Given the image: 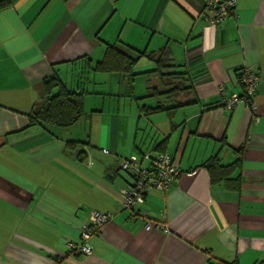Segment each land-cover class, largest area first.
I'll list each match as a JSON object with an SVG mask.
<instances>
[{"label":"crops","instance_id":"1","mask_svg":"<svg viewBox=\"0 0 264 264\" xmlns=\"http://www.w3.org/2000/svg\"><path fill=\"white\" fill-rule=\"evenodd\" d=\"M236 11L213 25L204 0H0V264H264V0ZM108 45L141 57L94 71ZM245 66L257 108H228ZM55 72L84 90V116L31 125ZM160 152L180 175L133 216L119 164ZM93 210L112 216L90 254L70 253Z\"/></svg>","mask_w":264,"mask_h":264},{"label":"built area","instance_id":"2","mask_svg":"<svg viewBox=\"0 0 264 264\" xmlns=\"http://www.w3.org/2000/svg\"><path fill=\"white\" fill-rule=\"evenodd\" d=\"M237 0H204L205 6L212 14L208 16L211 24L217 25L229 16H236ZM239 81L242 84L241 94H235L224 100V105L233 107L238 102H245L252 109L257 108L256 89L260 76L256 70L245 66L238 71ZM258 118V117H257ZM120 170L132 177V184L123 190V205L131 210L133 216H144L147 212L137 209L142 205L150 190L166 191L180 175V168L174 157L168 152H160L151 158L149 166L143 164L142 159L136 155L123 158L119 164ZM110 213L93 210L90 213L89 222L81 229L80 243L69 242V250L77 254H90L92 247L89 240L93 235L99 234L102 227L110 220ZM165 227L163 221L155 225L151 220H146L145 227Z\"/></svg>","mask_w":264,"mask_h":264},{"label":"trees","instance_id":"3","mask_svg":"<svg viewBox=\"0 0 264 264\" xmlns=\"http://www.w3.org/2000/svg\"><path fill=\"white\" fill-rule=\"evenodd\" d=\"M135 53V52H134ZM141 57L140 53L134 56L130 49H122L118 45H108L104 57L97 62L94 71H115L119 72L123 68H131ZM158 60V59H157ZM161 67L163 61L166 60L161 57L159 59ZM86 61V60H85ZM86 64V63H85ZM165 66H168L165 65ZM88 69V68H87ZM162 69L160 68V71ZM86 71V67L85 70ZM87 70L86 72H88ZM173 75H180L181 73L172 72ZM167 74H161L165 77ZM182 75V74H181ZM41 100L35 106V114L31 119V125H42L45 128H68L77 124L84 116L83 96L84 90H77L71 88L59 75L55 72L47 78L42 85ZM189 85L184 83L175 85L174 91L181 92L183 89H189ZM185 96L179 99L178 106L187 105L193 102L189 92L185 90ZM159 107L152 108L157 110ZM218 158H213L205 163L206 167L213 172L217 165ZM120 168V167H119ZM70 253H74L69 250ZM77 254V253H76ZM81 255V254H80ZM219 264H238L237 262H220Z\"/></svg>","mask_w":264,"mask_h":264},{"label":"rangeland","instance_id":"4","mask_svg":"<svg viewBox=\"0 0 264 264\" xmlns=\"http://www.w3.org/2000/svg\"><path fill=\"white\" fill-rule=\"evenodd\" d=\"M75 69H76V68H75ZM73 70H74V69H73ZM76 71H77V70H76ZM62 73H64V72H62ZM66 75L68 76V73H67V74H66V73L63 74L64 77H66ZM71 75H73V74H71ZM61 77H62V76H61ZM68 77H69V76H68ZM66 78H67V77H66Z\"/></svg>","mask_w":264,"mask_h":264}]
</instances>
